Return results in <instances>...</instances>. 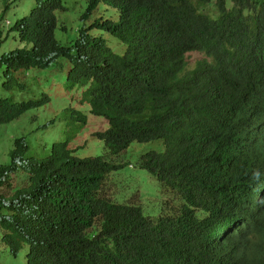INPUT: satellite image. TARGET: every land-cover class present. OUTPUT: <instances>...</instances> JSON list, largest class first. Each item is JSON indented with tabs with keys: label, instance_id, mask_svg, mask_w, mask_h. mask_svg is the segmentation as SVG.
<instances>
[{
	"label": "trees",
	"instance_id": "obj_1",
	"mask_svg": "<svg viewBox=\"0 0 264 264\" xmlns=\"http://www.w3.org/2000/svg\"><path fill=\"white\" fill-rule=\"evenodd\" d=\"M65 2L34 0L0 29V47L19 44L0 55V128L42 107L31 73L60 59L72 99L108 125L95 134L103 154L79 157L66 140L29 155L16 139L0 165L2 245L15 258L27 247L26 264H264V0H88L81 22L100 6L115 17L63 45ZM69 111L72 130L86 128ZM152 142L162 149L136 168L178 202L159 215L107 194L130 146Z\"/></svg>",
	"mask_w": 264,
	"mask_h": 264
},
{
	"label": "rangeland",
	"instance_id": "obj_2",
	"mask_svg": "<svg viewBox=\"0 0 264 264\" xmlns=\"http://www.w3.org/2000/svg\"><path fill=\"white\" fill-rule=\"evenodd\" d=\"M87 2L88 0H66L65 6L68 12L60 16V22L66 28V34L57 32V38L61 44H69L75 40L82 27L89 28L100 18L115 17V12L112 9L100 6L88 22H81L80 17L87 7ZM33 5L34 0H0V16H2L0 29L3 37H6L9 29L19 19L29 14ZM6 6L7 10H5ZM213 8L210 5L207 7V11L211 10L209 13H212ZM10 34L11 36L16 35L15 33ZM90 34L100 36L98 30H93ZM102 36L106 38L111 49L117 53L123 52V46L119 42L105 34ZM18 45V41L9 38L0 47V55L15 50ZM57 63H63L64 68H59L55 64L48 70L31 73V78L34 79L29 87L31 96L33 99H41L42 107L30 111L14 123L0 128V165L9 163V153L14 149V141L19 138H24L28 142L31 149L29 155H32L33 149L40 151L43 146L66 140L69 141L71 149L80 148L77 151L79 157L103 154V143L96 139L95 134L107 129L106 121L91 115L88 107H81L72 99L75 92L70 91L66 83L69 64L60 59L57 60ZM2 81L0 72V99L4 95H8L1 88ZM44 95L48 98L47 101L43 100ZM72 108L87 116V126L79 132L72 130L75 125L74 114L69 111ZM44 125L48 126L43 128ZM162 147L160 142L134 143L130 146L123 157L130 166L110 175L108 180L107 194L114 202L138 204L148 215H159L168 211L167 208L172 209V206L178 203L162 197L154 179L145 171L136 168L141 155L154 150L160 151ZM10 183L13 186H18L20 176H11ZM0 191L6 192L7 189ZM27 250L25 247L15 258L9 249L0 242V264H26Z\"/></svg>",
	"mask_w": 264,
	"mask_h": 264
}]
</instances>
